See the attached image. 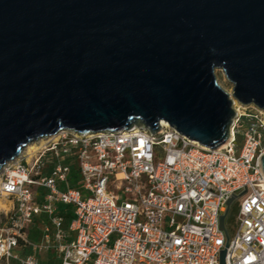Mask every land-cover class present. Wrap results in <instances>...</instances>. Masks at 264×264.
Returning a JSON list of instances; mask_svg holds the SVG:
<instances>
[{
	"label": "water",
	"instance_id": "1",
	"mask_svg": "<svg viewBox=\"0 0 264 264\" xmlns=\"http://www.w3.org/2000/svg\"><path fill=\"white\" fill-rule=\"evenodd\" d=\"M233 99L264 109V0H0V170L60 130L163 120L214 149Z\"/></svg>",
	"mask_w": 264,
	"mask_h": 264
},
{
	"label": "built area",
	"instance_id": "2",
	"mask_svg": "<svg viewBox=\"0 0 264 264\" xmlns=\"http://www.w3.org/2000/svg\"><path fill=\"white\" fill-rule=\"evenodd\" d=\"M233 108L229 137L214 149L165 121L156 132L43 136L30 162L23 152L0 173V196L11 204L0 264H44L37 255L49 249L59 264H221L222 250L224 264H264V109ZM232 196L229 212L240 200L225 219L227 238L219 219ZM60 205L73 213L67 227ZM41 215L53 231L46 224L34 242L29 227Z\"/></svg>",
	"mask_w": 264,
	"mask_h": 264
},
{
	"label": "rangeland",
	"instance_id": "3",
	"mask_svg": "<svg viewBox=\"0 0 264 264\" xmlns=\"http://www.w3.org/2000/svg\"><path fill=\"white\" fill-rule=\"evenodd\" d=\"M216 78L218 83L221 85L222 88H224L227 92H231L232 89V83L226 78L224 72L221 69L216 70ZM240 104V103H239ZM237 107V106H235ZM240 110V109H239ZM235 111V110H234ZM241 111V110H240ZM238 140H240V138H238ZM40 145L39 142H37L35 144V146H33L34 148H30V149H26L24 150V154L25 157L28 159V161L30 162V157L32 156L33 152L37 150V147ZM48 166H49V162H48ZM238 199L237 201H235L231 207V210L229 212V215L227 217V221H231L232 216L235 214L236 210H237V204L239 203ZM11 207L10 201L8 199H6L5 197L0 196V225H2L8 218L9 216V208ZM46 222L45 218H40V219H34L33 223L30 225L29 227V234H32V237L37 239L38 235L40 234L41 231V227L43 225V223ZM229 229L231 231V233L233 232L234 226L232 224H229ZM27 250L22 252H26ZM41 255L43 256L42 251Z\"/></svg>",
	"mask_w": 264,
	"mask_h": 264
},
{
	"label": "crops",
	"instance_id": "4",
	"mask_svg": "<svg viewBox=\"0 0 264 264\" xmlns=\"http://www.w3.org/2000/svg\"><path fill=\"white\" fill-rule=\"evenodd\" d=\"M69 209L71 210V207L60 205L58 207V210H57L59 215H61L63 217V226L64 227H67L69 222H70L69 219H68V216H67ZM42 217L46 219V222H44L42 227L40 228L41 231H40V234L38 235L37 239L33 238L32 234H29V238L32 241H34V242H41L42 241L43 233H44L43 232V228H44V226L46 224H48L51 227L52 231H53V226L49 223L50 221L45 215H41V216L36 217V218L40 219ZM28 252H30V251L27 250L25 253H28ZM43 252H44V253H42L43 256L41 255V252H39L38 255H37L40 262H42L44 264H59L60 263V259L57 257L56 252L53 249L43 250ZM10 264H19V263L14 261V260H11Z\"/></svg>",
	"mask_w": 264,
	"mask_h": 264
},
{
	"label": "trees",
	"instance_id": "5",
	"mask_svg": "<svg viewBox=\"0 0 264 264\" xmlns=\"http://www.w3.org/2000/svg\"><path fill=\"white\" fill-rule=\"evenodd\" d=\"M78 180H79V177H78L77 170L74 167H72L70 174H69V186L72 188H77L78 187V184H77ZM67 216H68V219L70 221L73 217L72 210H70V209L68 210Z\"/></svg>",
	"mask_w": 264,
	"mask_h": 264
},
{
	"label": "bare ground",
	"instance_id": "6",
	"mask_svg": "<svg viewBox=\"0 0 264 264\" xmlns=\"http://www.w3.org/2000/svg\"><path fill=\"white\" fill-rule=\"evenodd\" d=\"M233 105H234V106H239L240 104L238 103V101H236L235 99H233ZM162 121H163V120H162ZM160 122H161V121H160ZM60 131H61V130H60ZM60 131H58L57 133H59ZM57 133H56V134H57ZM47 137H48V136H47ZM44 138H45V137H43V138H38L36 141L40 143V142L42 141V139H44ZM36 141H32V142L27 143V144L24 146V148L22 149V151L20 152L19 155H22V153H23L24 150H26V149L34 148L33 146H35ZM14 159H16V157H14L13 160H14ZM8 164H9V161L5 164V166H3V167L1 168L0 173L2 172V170L4 169V167H6Z\"/></svg>",
	"mask_w": 264,
	"mask_h": 264
}]
</instances>
